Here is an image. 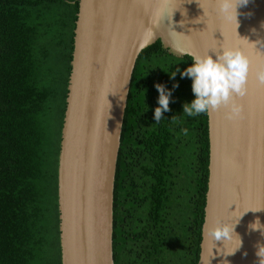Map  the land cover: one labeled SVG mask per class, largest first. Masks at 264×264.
Returning a JSON list of instances; mask_svg holds the SVG:
<instances>
[{"label":"trees","instance_id":"obj_1","mask_svg":"<svg viewBox=\"0 0 264 264\" xmlns=\"http://www.w3.org/2000/svg\"><path fill=\"white\" fill-rule=\"evenodd\" d=\"M79 2L0 0V264H63L58 167ZM191 59L158 39L137 60L115 179V264H198L210 141L208 112L183 114L195 96L176 69ZM156 84L171 91L159 122Z\"/></svg>","mask_w":264,"mask_h":264},{"label":"water","instance_id":"obj_2","mask_svg":"<svg viewBox=\"0 0 264 264\" xmlns=\"http://www.w3.org/2000/svg\"><path fill=\"white\" fill-rule=\"evenodd\" d=\"M79 4L58 167L62 263L115 264V176L128 96L140 53L160 39L177 56L242 46L250 58L247 95L235 98L243 118L228 119L223 106L208 111L209 181L198 264H259L264 235L249 225L257 218L264 225V86L256 79L264 66V0L239 9L238 29L218 15L216 0ZM238 34L262 42L242 45ZM145 40L151 42L144 46ZM217 220L236 224L240 238L213 241L207 229Z\"/></svg>","mask_w":264,"mask_h":264},{"label":"clouds","instance_id":"obj_3","mask_svg":"<svg viewBox=\"0 0 264 264\" xmlns=\"http://www.w3.org/2000/svg\"><path fill=\"white\" fill-rule=\"evenodd\" d=\"M248 3L249 0H216V11L224 22L229 24L235 23L238 29V17L241 15L239 9L247 6ZM200 7L203 8L202 6ZM248 15H251V13H248ZM261 27H264V23H262ZM253 31L255 30L253 29ZM240 39L242 45L251 44L253 47H256L257 44L262 42L261 40L251 42L247 37H240ZM150 42L151 40H145L144 46H147ZM209 53L210 52H206L203 55L192 54V64L189 67L184 70L179 68L176 69V72H179L182 78L187 77L191 79V89L195 96V99L190 104L185 103L183 105V114L192 117L201 113H206L209 110L216 111L223 106L228 109L226 113L228 119H242L243 105L237 103L235 98H243L247 95V80L251 63L250 58L245 54L242 46L222 47L219 50L211 51L214 55ZM176 72L171 74L173 78ZM256 79L261 86H264V66L256 72ZM175 86L176 85H174V87ZM155 87L159 92V106L154 110V119L156 122H159L163 117V113L170 110L169 102L171 91L166 89L162 84H156ZM172 119H175V117ZM235 227L236 224H229L217 220L213 226L207 229V235L213 241H231L234 236L239 237L235 232ZM249 228L252 230H260L261 234L264 235V225L261 224L259 218L251 223ZM257 249L256 255L259 257V264H264V244H258ZM224 264H227V261H225Z\"/></svg>","mask_w":264,"mask_h":264},{"label":"rangeland","instance_id":"obj_4","mask_svg":"<svg viewBox=\"0 0 264 264\" xmlns=\"http://www.w3.org/2000/svg\"><path fill=\"white\" fill-rule=\"evenodd\" d=\"M53 38H56L54 34H52ZM51 125H50V130H51V134H56L57 131V118H56V114L53 112L52 113V117H51Z\"/></svg>","mask_w":264,"mask_h":264}]
</instances>
